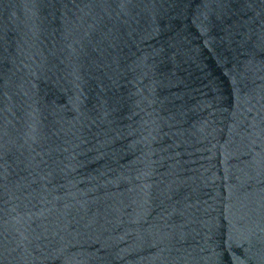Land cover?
<instances>
[{
	"label": "water",
	"instance_id": "obj_1",
	"mask_svg": "<svg viewBox=\"0 0 264 264\" xmlns=\"http://www.w3.org/2000/svg\"><path fill=\"white\" fill-rule=\"evenodd\" d=\"M0 264H264V0H0Z\"/></svg>",
	"mask_w": 264,
	"mask_h": 264
}]
</instances>
